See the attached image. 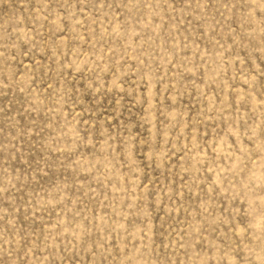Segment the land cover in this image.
<instances>
[{
    "label": "rangeland",
    "instance_id": "rangeland-1",
    "mask_svg": "<svg viewBox=\"0 0 264 264\" xmlns=\"http://www.w3.org/2000/svg\"><path fill=\"white\" fill-rule=\"evenodd\" d=\"M0 264H264V0H0Z\"/></svg>",
    "mask_w": 264,
    "mask_h": 264
}]
</instances>
